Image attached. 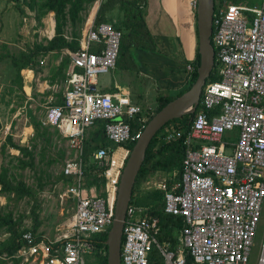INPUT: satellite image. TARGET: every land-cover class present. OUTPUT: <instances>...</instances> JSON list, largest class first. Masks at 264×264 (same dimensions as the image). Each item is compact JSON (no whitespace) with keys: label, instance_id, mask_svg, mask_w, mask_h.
Returning a JSON list of instances; mask_svg holds the SVG:
<instances>
[{"label":"built area","instance_id":"obj_1","mask_svg":"<svg viewBox=\"0 0 264 264\" xmlns=\"http://www.w3.org/2000/svg\"><path fill=\"white\" fill-rule=\"evenodd\" d=\"M101 1L82 28L79 49L63 50L69 58L66 87L60 103L47 106L42 120L66 142L63 175L72 183L63 196L74 201L73 212L54 236L23 231L18 248L0 255L8 264H98L105 254L99 237L111 228L128 146L144 126L131 133L126 120L142 112V105L131 100L128 90L116 83L109 92L97 87V76L115 68L121 40L113 24L94 23ZM250 4L227 2L213 10L216 79L205 82L190 125L163 137L165 142L184 138L180 176L173 171L155 183L162 212L182 219L177 245L170 249L157 242L152 205L138 204L131 196L120 264H158L157 254L159 264L247 263L264 199V0ZM146 120L144 116L141 122ZM98 122H104L109 145L96 148L90 158L103 182L85 186L86 131L96 129ZM260 248L258 264L264 259V238Z\"/></svg>","mask_w":264,"mask_h":264},{"label":"rangeland","instance_id":"obj_2","mask_svg":"<svg viewBox=\"0 0 264 264\" xmlns=\"http://www.w3.org/2000/svg\"><path fill=\"white\" fill-rule=\"evenodd\" d=\"M96 1L82 2L76 12L69 5L65 6L59 22L66 44L78 43L89 14L93 17ZM238 1L239 4L252 5L250 0ZM193 2L196 0H192L191 7L196 9ZM106 11V18L113 20L106 19V22L122 26L124 20L118 5ZM71 14L76 16L73 18ZM50 19L54 35L55 14L44 6V0H0V173L4 174L6 185L4 190L0 185V248L10 244L11 230L23 232L34 228L39 233L54 236L65 225L75 206L72 199L63 196L65 187L71 185L72 180L67 177L61 179L60 175L69 156L66 142L57 131L42 125L46 107L57 104L66 87L62 63L66 60L63 50L69 48L33 56L32 63L27 66L22 61L23 55L31 54L35 46H43L53 37H49L46 30ZM128 40L121 39L116 67L97 76V87L101 90L117 83L141 94L147 89L146 98L141 96L137 104L154 110L156 92L140 75L144 70L138 64L135 49L145 46L148 41H138L133 37H128ZM189 78L188 74L187 84ZM86 134L92 143L100 138L94 129L87 130ZM165 174L159 171L140 180L133 198L143 200L155 195V183L167 177ZM19 183L24 186L23 195L13 190ZM153 201L159 203L157 199ZM263 238L264 199L260 223L246 264H258ZM84 259L88 262L89 258L84 256ZM0 264L8 263L2 260Z\"/></svg>","mask_w":264,"mask_h":264},{"label":"trees","instance_id":"obj_3","mask_svg":"<svg viewBox=\"0 0 264 264\" xmlns=\"http://www.w3.org/2000/svg\"><path fill=\"white\" fill-rule=\"evenodd\" d=\"M14 1V0H12ZM17 1V0H16ZM33 1V0H31ZM92 0H44V6L50 10L53 11L56 18V29L55 34L53 37L47 42V44L41 46L37 45L35 46L34 50L29 55H23L22 61L24 65H30L32 63V57L37 56L38 54L44 55L49 52H60L63 48L67 47L69 50L75 51L79 49L78 43L66 44L63 37L61 36L60 31V17L63 18V11L66 5H69V8L72 10H75V12L78 10V7H80L82 2H91ZM227 2L235 3L236 0H214L215 6H221L223 4H226ZM218 3V5L216 4ZM89 5V4H88ZM92 5V3L90 4ZM118 5L123 17V23L122 26L116 24L114 22L113 27L121 32V39H127L128 37H133V39H137L138 41L147 42L145 46L136 47V50H145L148 49L150 51H155V43L153 41V38L150 37L147 30H145L144 25V18H143V12L141 11V6L143 5V0H103L102 3H100V6L97 10L95 21L94 23L97 24L99 22H106L109 20L112 22L113 20H110V18H106V10L112 8L113 6ZM106 11V12H105ZM74 18L76 14H71ZM124 30V31H123ZM124 33H127L125 35ZM129 41V40H128ZM121 42V40H120ZM144 44V43H143ZM132 45V43H131ZM121 46V43H120ZM119 46V51H120ZM120 54L118 53L119 59ZM116 60V61H117ZM69 63V58L66 56V60L63 61L62 67L64 68V71ZM190 65L192 68L190 75V78L188 80V84L186 87H184L182 90H180L178 93L171 95V96H157L155 97L156 100V107L154 110L144 108L142 105V112L139 114L133 116L130 119H127V123L130 126L131 133H135L142 129L143 126L146 125L148 120L156 113L158 112L165 104L176 98L177 96L181 95L183 92L188 90V88L192 85V83L195 81L197 74L196 69L199 65V54L196 52L195 59L193 63ZM116 67V65H115ZM64 71H63V78H64ZM216 79L213 72L210 74L209 78L206 80V82L214 81ZM109 92V91H108ZM201 99V95H200ZM199 99V101H200ZM60 103V101L58 102ZM134 103L137 104L136 101ZM146 117L147 120L141 122V119L143 117ZM192 115H185L178 119H173L166 123L151 139L148 148L146 149L145 156L143 159V162L140 166V169L138 171V174L136 176L134 186L132 189L131 196H134L135 188L138 184V182L142 179H144L146 176L154 174L155 172H163V173H171L173 171L176 172V177L178 178L180 176L181 172V163L184 158V138H180L177 140H172L165 142L163 141V137L166 135L168 130H177V129H186L190 125V121L192 119ZM103 127L104 122H98L97 128L94 129L95 132H97V135L100 134V138L98 142L92 143V139H88L85 142V148H84V162H85V172H84V185L85 186H91V185H99L103 182V178L98 176L100 173V170L96 167V165L93 163L92 159L90 158V154L98 147H103L108 145V141L104 138L103 135ZM95 141V140H94ZM133 143L129 144V148H132ZM61 179H65L66 177L63 175V173L60 174ZM4 174L0 173V185L1 189H5L6 185L4 182ZM69 179V178H67ZM23 184L19 183L18 186L13 188L14 192L19 193V195H23ZM162 194L157 191L155 195H151L150 197H145L143 200L137 198V203L141 205H152L154 216L158 219V233L155 234L157 242L160 244L167 243L169 245V248L172 249L177 242L176 235L178 232V229L182 226V219L180 217H174L171 215L164 214L162 210L160 209V201H161ZM150 198H152L150 200ZM150 201H149V200ZM157 199L159 203H156L155 200ZM147 201V202H146ZM153 203V204H151ZM32 232H36L34 228L29 229ZM25 231V230H23ZM21 231H15L11 230V239L10 244L5 245L4 247L0 248V255L5 253L6 255H11L19 246V238L21 235ZM107 234H102L100 239V245L99 247L103 248L104 255L99 256L98 258V264H107L106 257V246L104 245V242L106 240ZM152 256H156V253L153 251ZM2 260H0L1 262Z\"/></svg>","mask_w":264,"mask_h":264},{"label":"crops","instance_id":"obj_4","mask_svg":"<svg viewBox=\"0 0 264 264\" xmlns=\"http://www.w3.org/2000/svg\"><path fill=\"white\" fill-rule=\"evenodd\" d=\"M191 2L192 0H143V18L156 48L154 52L136 50V54L138 64L144 70L140 75L145 77L147 86H151L157 96H171L187 86V67L192 66L190 64L198 51L196 14ZM121 87L130 92L133 102L140 100L141 96L146 98L148 94L147 89L141 94L126 86ZM111 89L112 87H105L101 91L108 92ZM182 227L183 222L176 239ZM159 258L157 254L158 264Z\"/></svg>","mask_w":264,"mask_h":264},{"label":"water","instance_id":"obj_5","mask_svg":"<svg viewBox=\"0 0 264 264\" xmlns=\"http://www.w3.org/2000/svg\"><path fill=\"white\" fill-rule=\"evenodd\" d=\"M213 10V0H196L197 52L199 54L197 77L188 90L165 104L148 120L133 144L122 169L114 204L113 221L104 242L107 249V264H120V243L126 208L151 139L169 121L185 115H193L198 106L202 88L212 72L214 63V51L210 40Z\"/></svg>","mask_w":264,"mask_h":264},{"label":"bare ground","instance_id":"obj_6","mask_svg":"<svg viewBox=\"0 0 264 264\" xmlns=\"http://www.w3.org/2000/svg\"><path fill=\"white\" fill-rule=\"evenodd\" d=\"M48 22H49V24L47 25L46 30H47V35L49 37H51V36H53V28H52L53 21L50 19V20H48Z\"/></svg>","mask_w":264,"mask_h":264}]
</instances>
